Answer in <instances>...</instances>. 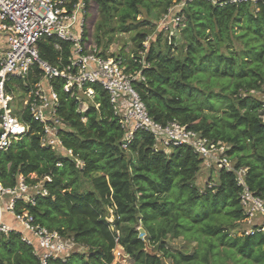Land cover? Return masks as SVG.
<instances>
[{
    "label": "trees",
    "instance_id": "16d2710c",
    "mask_svg": "<svg viewBox=\"0 0 264 264\" xmlns=\"http://www.w3.org/2000/svg\"><path fill=\"white\" fill-rule=\"evenodd\" d=\"M229 1L215 5L207 0L187 1L189 8L202 7L212 24V38L201 35L205 44L189 35L179 47L172 38L162 49L159 33L145 49L147 35L137 33L135 43L145 57L128 63L126 71L140 73L141 80L133 81V88L154 122L165 126L175 121L215 144L227 145L226 155L236 159L234 168L246 169L249 191L264 203L263 104L250 95L264 90V0ZM84 3V42L93 38V31L87 29L93 7L103 20L117 16L124 30L126 24L147 21H136L145 8L144 0ZM180 34L187 35V29ZM232 39L241 45L240 50L231 47ZM220 44L227 54L220 52ZM36 47L40 60L59 70L71 54V43L55 37L42 38ZM42 76L35 65L23 79L8 78L6 92L26 96ZM49 83L58 96L56 115L63 124L57 136L72 157L41 146L42 124L23 106L14 115L26 131L0 151L3 187L14 188L22 177L28 184L43 181L47 193L37 196L33 205L17 202L15 213L26 210L35 223L71 238L83 250L48 264H111L117 245L132 264H264L260 228H254L253 234H232L247 218L234 172L220 168L217 183L210 185L209 179L199 190L194 182L206 162L192 148L155 151L152 135L141 130L126 142L109 95L100 85L83 86L92 90L93 101L81 112L84 100L77 99L75 89L65 92L61 78ZM83 181L87 187L81 189ZM139 225L145 231L144 240L139 239ZM168 235L181 236L196 243L195 247L190 252L171 250L165 242ZM145 242L156 246L153 253L145 250ZM0 264L39 261L20 234L11 231L0 233Z\"/></svg>",
    "mask_w": 264,
    "mask_h": 264
},
{
    "label": "built area",
    "instance_id": "2783aa9c",
    "mask_svg": "<svg viewBox=\"0 0 264 264\" xmlns=\"http://www.w3.org/2000/svg\"><path fill=\"white\" fill-rule=\"evenodd\" d=\"M185 1L188 0H180V3ZM240 1L246 0L229 2ZM85 12L84 0H0V128L3 131L0 135V151L7 150L26 131V127L14 115L13 96L6 92L5 82L11 77L23 79L37 65L43 76L25 96L22 106L35 121L42 124V147L72 157L71 150L63 148L57 136L63 124L56 115L58 96L49 80L61 78L65 81V92L75 89L78 94L89 98L93 92L91 89L83 90V86L98 84L108 93L113 112L124 131L131 129L125 132L124 141L129 142L135 131L141 130L152 135L155 151H169L183 145L192 148L203 161L216 162L220 168L234 172L237 185L241 188L240 204L247 218L254 213L264 216L263 201L254 196L245 183L246 169L234 168L224 145L215 144L200 132L175 121L161 126L149 117L133 88V81L141 80L140 73H129L119 59L100 54L91 39L84 42ZM47 37L71 43V54L62 70L49 66L38 57L37 43ZM55 48L59 49L57 45ZM78 94L77 99L80 96ZM260 100L264 111V92ZM46 194L43 181L28 184L19 177L14 188L3 187L0 183V233H19L21 240L32 247L39 264H48L57 258L64 259L75 245L70 238L35 223L26 210L15 213L17 202L33 205L37 196ZM7 213L11 214L13 225L4 220ZM245 234H253V229ZM116 247L120 250H113L114 261L111 264H120L121 261L129 264L128 255L120 246Z\"/></svg>",
    "mask_w": 264,
    "mask_h": 264
},
{
    "label": "rangeland",
    "instance_id": "374dc122",
    "mask_svg": "<svg viewBox=\"0 0 264 264\" xmlns=\"http://www.w3.org/2000/svg\"><path fill=\"white\" fill-rule=\"evenodd\" d=\"M221 0H211L212 4H216ZM252 4L254 0H250ZM187 1L184 3H180V0H144L145 8L141 10L142 14H139L136 21H143L146 19L147 21L142 25L136 24L134 26H129L126 24L127 30L121 26L120 21L117 16L107 18L103 20L104 17L102 14L98 13L97 10L93 7L91 16L88 19V27L91 34L93 31L92 42L96 49L100 52V54L104 56H111L117 58L121 61L122 65L126 66L131 61L144 60L145 53L141 52L135 43L137 33H146L147 38L143 43V47L147 49L152 43H155L157 36L160 33V45L162 49H165L167 45H169L174 38V45L180 46L186 36L191 35L192 37H196L200 39V41L205 44L207 43L205 39L201 38L209 36L212 38V34H214L212 24L208 20V15L205 13L204 9L199 6L187 7ZM185 9L186 12L183 10ZM195 29L192 31V29ZM167 29V30H166ZM187 29V35L184 37L180 34L182 30ZM212 33V34H211ZM240 32L237 31L236 34ZM183 39V40H182ZM99 43V45H97ZM220 52L223 54H227L228 50L225 49L223 44H220ZM231 47L234 50H240L241 45L235 41L231 40ZM176 54L179 53V50L174 51ZM180 54V53H179ZM264 90L262 91H254L250 95L260 99L262 97ZM14 94L12 101V109L13 112L18 114L22 107V103L25 100V96L22 95L21 92H16ZM82 101V105L80 104L81 112L85 111L88 108V105L93 101L92 97H86L85 95L80 93L79 96ZM83 102H85L83 104ZM207 113V111H205ZM221 114V112H220ZM262 118L264 121V111L262 112ZM131 129H125V132L128 133ZM225 152L229 150V147L225 144ZM170 151V150H169ZM167 152V151H166ZM61 155V153H59ZM232 165H235L236 159L229 158ZM220 169V165L216 162H206L201 165V170L196 178L194 184L199 190H203L205 184L209 179H212L210 185L217 183V173ZM33 177V176H32ZM209 182V181H208ZM87 187L85 181H83L80 185L81 189ZM106 219L109 223L112 222L111 211L107 210ZM4 220L7 222L12 221L11 214L7 213L4 216ZM158 220L155 222L157 223ZM142 228L140 225L137 227V230ZM260 228L264 232V216L260 214L254 213L253 216L248 217L238 223L236 227L232 230V234L234 233L236 236H241L242 233L250 231L252 229ZM146 236V235H145ZM144 236V238H145ZM143 238V240H144ZM72 241V239L70 238ZM166 245L171 250H180L182 252H190L192 251V247H195L196 243H189L183 237L171 238L170 235L166 237ZM155 245H151L148 242H145V250L147 252L153 253L155 251ZM120 249L116 247L115 252ZM83 252L82 248L74 245L72 247L70 254L72 252ZM85 251V249H84ZM69 254V255H70ZM119 264V263H118ZM120 264H124L122 261ZM129 264H132L131 259ZM165 264H169V262H165Z\"/></svg>",
    "mask_w": 264,
    "mask_h": 264
},
{
    "label": "water",
    "instance_id": "95a60500",
    "mask_svg": "<svg viewBox=\"0 0 264 264\" xmlns=\"http://www.w3.org/2000/svg\"><path fill=\"white\" fill-rule=\"evenodd\" d=\"M3 133V131H2V129L0 128V135ZM139 239H143L144 238V236H145V231L142 229V228H140L139 230Z\"/></svg>",
    "mask_w": 264,
    "mask_h": 264
},
{
    "label": "crops",
    "instance_id": "0c3cea01",
    "mask_svg": "<svg viewBox=\"0 0 264 264\" xmlns=\"http://www.w3.org/2000/svg\"><path fill=\"white\" fill-rule=\"evenodd\" d=\"M6 221V220H5ZM6 223H8L9 225H13V221H10V222H7L6 221Z\"/></svg>",
    "mask_w": 264,
    "mask_h": 264
}]
</instances>
